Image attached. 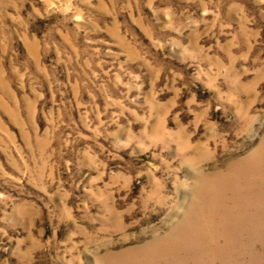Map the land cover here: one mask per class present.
I'll return each instance as SVG.
<instances>
[{
  "label": "rangeland",
  "instance_id": "374dc122",
  "mask_svg": "<svg viewBox=\"0 0 264 264\" xmlns=\"http://www.w3.org/2000/svg\"><path fill=\"white\" fill-rule=\"evenodd\" d=\"M0 264H264V0H0Z\"/></svg>",
  "mask_w": 264,
  "mask_h": 264
}]
</instances>
